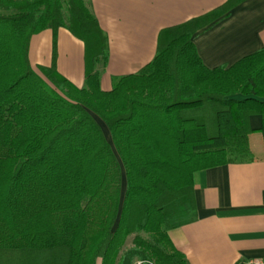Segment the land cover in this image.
I'll use <instances>...</instances> for the list:
<instances>
[{"label":"trees","instance_id":"16d2710c","mask_svg":"<svg viewBox=\"0 0 264 264\" xmlns=\"http://www.w3.org/2000/svg\"><path fill=\"white\" fill-rule=\"evenodd\" d=\"M232 7L162 29L105 91L90 0H0V264H187L168 232L196 218L194 174L247 154L250 117L264 123V48L210 69L193 40ZM59 28L85 44L82 88L57 70ZM46 31L52 62L36 64Z\"/></svg>","mask_w":264,"mask_h":264},{"label":"crops","instance_id":"0c3cea01","mask_svg":"<svg viewBox=\"0 0 264 264\" xmlns=\"http://www.w3.org/2000/svg\"><path fill=\"white\" fill-rule=\"evenodd\" d=\"M109 40V60L101 87L113 78L139 72L157 52L162 29L210 13L228 2L233 7L194 37L199 56L210 69L232 66L264 48V0H90ZM51 31L34 38L33 62L50 65ZM47 47L43 60L40 47ZM57 70L75 86L85 85V44L68 29L56 33ZM49 50V51H48ZM35 54L37 56L35 57ZM233 98L243 99L242 95ZM254 130L245 158L194 174L196 218L169 230L187 264H250L264 260V123L250 117Z\"/></svg>","mask_w":264,"mask_h":264},{"label":"rangeland","instance_id":"374dc122","mask_svg":"<svg viewBox=\"0 0 264 264\" xmlns=\"http://www.w3.org/2000/svg\"><path fill=\"white\" fill-rule=\"evenodd\" d=\"M47 47H48V49L50 50V52H51V50H52V45L51 44H43L41 47H40V55L43 57L42 59L43 60H45V57L47 56ZM48 50V51H49ZM37 56V54H35V57ZM102 124V126H103V128H104V125H103V123H101ZM108 134V133H107ZM110 139V138H109ZM233 153V152H232ZM232 157H238V159H240V158H245L246 157V154L245 155H242V154H232ZM126 184V181H125V178L123 179V193H124V191H125V185ZM133 247V236L132 237H130V238H128V240H127V242H126V245H125V250H127V249H130V248H132ZM98 264H101V261H99V263ZM136 264H140V263H136Z\"/></svg>","mask_w":264,"mask_h":264},{"label":"built area","instance_id":"2783aa9c","mask_svg":"<svg viewBox=\"0 0 264 264\" xmlns=\"http://www.w3.org/2000/svg\"><path fill=\"white\" fill-rule=\"evenodd\" d=\"M250 264H264V260H253Z\"/></svg>","mask_w":264,"mask_h":264}]
</instances>
